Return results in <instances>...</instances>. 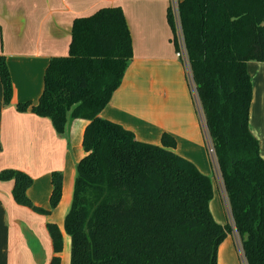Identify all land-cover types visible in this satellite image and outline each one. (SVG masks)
<instances>
[{
	"label": "trees",
	"instance_id": "16d2710c",
	"mask_svg": "<svg viewBox=\"0 0 264 264\" xmlns=\"http://www.w3.org/2000/svg\"><path fill=\"white\" fill-rule=\"evenodd\" d=\"M179 17L191 78L221 175L235 231L247 264H264V158L250 127L254 83L250 62L264 63V0H181ZM176 51L175 16L168 8ZM134 58L133 37L122 7H104L73 22L69 53L49 62L37 105L19 112L49 118L64 134L70 121L85 120L71 208L64 228L70 264H218L219 248L232 227L211 212V179L178 155L176 139L144 143L101 113L123 83ZM4 105L14 86L0 55ZM19 205L48 216L62 199L64 175L51 174L48 210L28 197L32 178L5 170ZM61 264L63 235L47 225Z\"/></svg>",
	"mask_w": 264,
	"mask_h": 264
},
{
	"label": "crops",
	"instance_id": "0c3cea01",
	"mask_svg": "<svg viewBox=\"0 0 264 264\" xmlns=\"http://www.w3.org/2000/svg\"><path fill=\"white\" fill-rule=\"evenodd\" d=\"M170 3L171 0H0V55L6 57L14 86L12 102L6 106L0 79V173L16 170L29 175L33 185L28 197L37 207L50 208L53 172L64 175V198L65 184H75L78 163L86 155L82 142L88 122L70 121L60 135L49 118L37 116L30 108L19 112L17 105L38 104L50 60L69 53L74 20L100 8L122 7L134 48L123 83L101 117L118 124L135 122L132 127H124L144 143L150 141L138 139L143 129L155 132V141L151 142L154 145H161L167 133L176 139L178 149L174 151L181 153L180 143L188 131L181 103L192 106L188 96L191 78L190 68L178 58L172 42L167 18ZM259 65L262 70L258 78L264 90V63ZM252 79L255 87L256 78ZM190 118L191 112L187 119ZM254 128L251 130L260 141V131ZM263 154L261 148L264 158ZM13 189L14 181L0 180V264H50L55 253L49 223L57 224L63 235L61 264H70L71 240L56 218L59 209L48 216L37 214L16 203Z\"/></svg>",
	"mask_w": 264,
	"mask_h": 264
},
{
	"label": "rangeland",
	"instance_id": "374dc122",
	"mask_svg": "<svg viewBox=\"0 0 264 264\" xmlns=\"http://www.w3.org/2000/svg\"><path fill=\"white\" fill-rule=\"evenodd\" d=\"M180 1L181 0H173V3H171V6H173V11L174 13H176V15H177L178 3ZM88 15L90 16L91 14L89 13ZM178 27L180 28L179 25ZM251 64L253 65L250 66L248 65V70L250 71L249 72L250 75L256 78V84L253 90V102L250 111V125L252 129L255 126L256 130L258 129V131H260L261 134L260 143H261L262 151H264V90L262 89L258 78L262 68L258 62H253ZM187 74L189 78L188 70H187ZM190 78H191V73H190ZM190 81H192V78L191 80L189 79L188 82L191 91L193 88L194 94L191 91H189L190 95L187 94L190 100H192V106L188 102H186L185 104L181 103L182 105L181 110H184L183 114L187 121L186 129L188 131L185 130V138L180 143L179 151L181 153H179V155L189 160L193 164H195L203 175L211 179L213 183L214 194L212 201L210 203V209L214 216V219L219 225L223 227L228 225L232 227L233 233L228 235L226 240H224V242L221 244L219 248L218 264H247L244 258L240 239L235 231V227L231 217V211L228 206V201L225 195L226 193L222 183L219 168L217 166V161L215 159L214 153L211 151L212 147L207 134L204 117L201 111L199 112L200 108L197 103L198 100L196 97L195 86L193 81H192V85ZM190 109H191L190 111L191 118L187 119L190 113L189 112ZM134 123L135 122L133 121H129L128 123H124V124L126 126L132 127ZM124 124L120 123L119 125L124 127L125 126ZM154 134L155 132L151 133L148 130L143 129L141 137L139 138L137 137V138L140 140V138L143 137L144 139L150 141L145 143L154 144L151 143L155 141ZM176 149H178V147ZM73 185L70 186V183L65 184V188H66L65 198H64V185H63L62 199L58 207L51 212L53 214L55 211L59 209V211H57L56 218L63 223V227H64L65 217L69 212L68 210H70L69 208L71 207V200L74 191Z\"/></svg>",
	"mask_w": 264,
	"mask_h": 264
},
{
	"label": "built area",
	"instance_id": "2783aa9c",
	"mask_svg": "<svg viewBox=\"0 0 264 264\" xmlns=\"http://www.w3.org/2000/svg\"><path fill=\"white\" fill-rule=\"evenodd\" d=\"M171 3H173V0L171 1ZM171 3H170V6H171ZM179 3H178L177 15L173 11V6H171L172 11H173L174 16H175L177 37H178V41H179V50L177 51V56H178V58L183 59L185 61V63L188 65V67L190 68L187 50H186V46H185V42H184V38H183V32H182V28H181V24H180ZM178 25L180 26V28L178 27ZM211 151L213 152V150H211Z\"/></svg>",
	"mask_w": 264,
	"mask_h": 264
}]
</instances>
